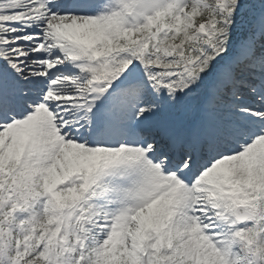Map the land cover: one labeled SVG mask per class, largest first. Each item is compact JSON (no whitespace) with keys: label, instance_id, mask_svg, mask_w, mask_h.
Here are the masks:
<instances>
[{"label":"snow or ice","instance_id":"1","mask_svg":"<svg viewBox=\"0 0 264 264\" xmlns=\"http://www.w3.org/2000/svg\"><path fill=\"white\" fill-rule=\"evenodd\" d=\"M0 264H264V0H0Z\"/></svg>","mask_w":264,"mask_h":264}]
</instances>
